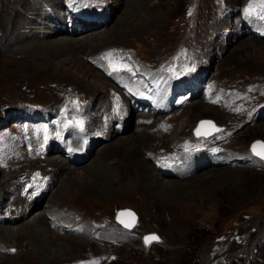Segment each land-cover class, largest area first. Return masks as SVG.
Returning <instances> with one entry per match:
<instances>
[{"label": "rangeland", "instance_id": "obj_1", "mask_svg": "<svg viewBox=\"0 0 264 264\" xmlns=\"http://www.w3.org/2000/svg\"><path fill=\"white\" fill-rule=\"evenodd\" d=\"M55 1L60 5L50 6L51 0H0V126L11 127L9 117L20 114L22 105L26 104L33 111L34 119L27 123L22 120L19 128L24 127L26 132L35 129L38 139L46 137L45 131H56L68 118L73 122L81 121L82 127H79L87 130L104 123L93 114L95 107L103 106L110 85L101 72L100 56L95 63L89 57L108 46L114 59L124 65L131 59L138 66L142 62L152 67L163 65L180 70L194 66L196 73L203 72L210 78L213 90L210 101L198 97L184 99L168 114L152 120L139 119L149 122L146 125L137 126V114L134 117L132 114L127 128L119 132L118 137L132 139L137 151L135 160L128 155L126 147L120 150L116 135L112 134L108 140L96 142L79 164H69L53 154L40 161H17L13 169L2 171L0 191L7 190L15 176L29 175L33 169L51 175L52 187L34 206L37 207L34 215L43 213L44 218L48 210H65L82 221L108 227L116 225L114 217L119 209L130 208L137 215V225L114 237L101 233V239L87 242L84 239L78 242L76 236L66 233L47 235L46 239L55 242L52 248L59 250L52 262H44L33 252L34 248L16 257L20 247L17 240L33 239L35 226L26 230L22 227L19 234H15V242L11 245L8 242L0 251L14 256L11 258L15 262L21 259L28 264H70L87 258H94L93 264H264V162L248 151L253 141L264 142V36H259L264 34V21H256V16H244L243 9L249 0H139L135 7H147L144 16L134 10L131 16L129 14L130 22L112 37L113 27L128 9L127 0H106L105 8L103 0H90L89 5L97 6L98 11L107 15L106 20L95 27L89 24L78 32L72 30L63 34L79 42L91 33L99 35L89 44L73 48L58 45L56 38L61 35L48 32L56 30L54 18L58 17L60 24L66 23L64 16L76 4L74 0ZM84 3L88 8L87 0ZM29 5L40 9L42 5L41 10L49 11L43 16L30 15L36 37H30L31 42L25 45H21L23 38L14 41L19 36L13 35L8 41L7 14L13 20L20 8L29 12ZM240 18L251 19V23L244 25ZM65 23L64 30L72 28L71 20ZM7 26H11L10 22ZM38 40L41 44L36 43ZM36 44L45 46L32 54L30 50L24 53L25 49H36L33 48ZM115 50L121 54L115 55ZM123 96L119 94V98ZM200 104L204 109L197 108ZM87 107L90 114L86 112ZM200 120H209L220 130L208 137L195 138L193 131L200 126ZM209 129L212 128H205ZM140 130L142 140H136L132 133ZM7 132L0 129V144L12 146ZM6 133L7 139L1 140ZM109 141L113 142V151L103 147ZM176 146L207 156L218 150L225 157L215 164L206 158L205 165L198 171L178 178L159 175L144 158L148 151L171 152ZM112 152L116 157L113 155L107 160L106 156ZM102 155H106L103 167L108 164L114 168V175L123 173L128 177L123 178V182L134 178L121 196L115 197L114 190L105 194L89 193L82 184L87 179L83 170L93 161L97 164ZM53 157L61 158L66 167H75L74 175L79 174L81 181L70 179L64 170L58 171L49 161ZM136 159L144 160L142 165L151 174L172 180L173 186L161 194L146 191L139 184ZM113 180L109 178L107 186H120L121 181ZM3 195L2 200H5L6 194ZM29 214L0 223V226H22L33 215ZM149 231L155 232L161 243L143 246L140 237ZM10 246L14 252H8ZM1 259L0 264H4Z\"/></svg>", "mask_w": 264, "mask_h": 264}, {"label": "bare ground", "instance_id": "obj_2", "mask_svg": "<svg viewBox=\"0 0 264 264\" xmlns=\"http://www.w3.org/2000/svg\"><path fill=\"white\" fill-rule=\"evenodd\" d=\"M43 1L46 2V0H43ZM138 1L139 0H127L128 4L126 6H127L128 9L125 10L124 13H122L121 16L119 17L120 18L119 21L116 23V25L112 29L113 33H112L111 37L117 35L119 33V30L122 27H124L125 25H127L128 22H130V20H128V18L132 15V13H133L134 10L140 11V13H142L140 15L141 16H144L145 11H147V7H141L140 5L135 7V4L139 3ZM59 3L57 1H55V0L54 1L51 0V2L49 4L52 7H56V5H60ZM52 7H50V10H52ZM13 8H14V6H13ZM29 8H30L29 12H27L26 10H22L20 8L18 10L17 17H13V20L10 18L11 15H9V14L6 13L8 15V17L6 18L7 25H8L9 22H10V25H11L10 27L6 25V27H7V29H6V31H7L6 32L7 33L6 34V39L9 38L8 41L12 40L13 35L14 36H19L18 37V40H15L14 39V41L15 42H18V41L22 40V38H23V40L21 41L22 42L21 45H25V44H28L29 42H31L29 40L30 37H32V38H35L36 37L37 34L35 33V31H34V29L32 27L33 21L30 19V15L43 16V13L46 12V9L44 8L43 10H41L42 9V5H41V9H40V7L34 6V5H29ZM9 13H10V11H9ZM129 14H130V16H129ZM16 18H18V19H16ZM52 18H49V19H52ZM26 19H29V20H26ZM24 20L27 21V22H25ZM92 25L94 27L96 26V24H94V23H92ZM55 29L56 30L55 31H52L50 35L55 34V33L59 34L57 36H60L61 35L60 37L56 38V40H58V41H56V43L58 45H60V46L67 47V48L78 47V46H80L79 44H81V45L89 44L90 41H92L94 38H98V36H99V35L97 36V34H95V33H91V36L90 37H88V36L83 37V40L84 41L79 42V41L75 40V38H70V37L62 36L65 32L60 27L56 26ZM25 31H26V36H23V34H25ZM102 31H106V30H102ZM80 39L82 40V38H80ZM38 42H40V41L38 40L36 43H38ZM44 42L46 43V42H49V41H44ZM39 44H41V42ZM39 44H36L33 47V48H36V49H32V48L25 49L26 52H24V53H27V51L30 50L31 51V54H32V52H34V51L36 52L38 50V48L45 46V45L41 46ZM108 47H104L102 49H105V48H108ZM12 49L14 50L15 47L12 48ZM12 49H10V50H12ZM30 51H29V53H30ZM199 102L201 103V101H199ZM197 108L198 109H204V105L200 104V105L197 106ZM137 126H141V124H139ZM143 129H144V127H143ZM139 132H136V134L132 133L133 134V137L136 140H142L141 139L142 137L140 138V135H143V131H141L142 134H139ZM111 134L116 135L114 138H116V141H117V144L116 145L119 146V148H121L120 150H122L123 147H126L125 150L126 151L127 150L129 151V154L128 155L131 158H134V160H135V158L137 156V151H136L135 146L133 147V145H132V139L118 137V133L115 132V131L112 132ZM68 143H70V142H68ZM87 143L88 144H91L92 143V139H88L87 140ZM112 143H113L112 141L110 143H108L107 145L104 143L106 146L103 144V147L105 149L107 148L106 151H113L115 149V147H113ZM59 145H61V142H59ZM35 146H36L35 145V142H33V141L32 142H27L25 144V147L26 148H35ZM106 151L104 152V154H106ZM113 155H114V153L112 155L110 154L109 156L102 155L103 157L100 158V160L97 162V164H95V163L93 164V162H94L93 161L92 162L93 165L90 164V166L88 167V169L86 168V169L83 170L84 171V174H85V177L87 179L82 184H85L87 186V190H86L87 192H89V193H94L95 192V193H99V194H101V193H104L105 194V193H108L109 190H114L115 191L114 192L115 197L116 196H121L122 193H123L122 191H124L129 186V183L131 182V180L134 179V178H132L131 180L130 179L129 180L127 179L128 180L127 182H123V181H125V179H123V178H128L126 175L123 176V173L122 174H119V176L114 175V168H112L110 165L108 166V164L105 165L106 167H103L101 165L102 162L105 163L104 162L105 159L103 160L104 156H106L107 157V160H108V159L112 158ZM114 156L116 157V155H114ZM56 158L53 157V158L49 159V161H51L52 163L55 164V166L57 167V170L58 171L64 170L65 173L71 177L70 179H77V180H79L78 179L79 178V174L74 175L75 173H77V170H76L75 167H69L68 165H67L68 167H66V166H64V164H62L63 163L62 162L63 160L61 158L60 159L62 161L60 159H58V158L56 159ZM223 163H225V162H223ZM136 164H137V169L139 170V172H138L139 184H141L142 188H144L146 191H150V192L151 191H154V192L156 191V193H158V194L160 193L161 194V193H163V190L164 191L165 190L168 191V188H170V187L173 186L174 183L171 182L172 180H169V179L168 180L167 179L164 180L163 178L158 177V176H155V174L153 175L149 171H147L146 167H143V165H142V164H145L144 160H142V161L137 160V163ZM115 169H116V167H115ZM201 171H203V170H201ZM0 173H1V171H0ZM111 175H113V177H116L114 179L116 183H118L119 181H121L123 183L120 182V186L114 187V188H112L110 186H107V180L109 178H111L113 180V177ZM79 181H81V180H79ZM26 207L27 206L22 207V209L20 210V212L17 213V216H18L19 219L24 217V215H25L24 214L25 213L24 210H25ZM50 209H52V208H50ZM32 212H33L32 210H30V211L27 212V213H30L29 215H31V214H33V215L30 218H28L27 220H25L24 223H22V226H12L13 224L0 226V248L1 247L2 248L3 247H6L9 244L11 245V242H15V234L18 235L19 232L23 229L22 227H24V229L26 230V228L35 226L36 228L34 229V232L32 234L34 241H32L33 239H30V238H22L20 240H17V242H19L20 247H19V253L16 254V257H17V255L20 256V254L28 253V251H30V250L33 251L32 249L34 248V251L33 252L37 256H40L44 262H46V260H47V262L48 261L52 262V261H54V259H56V256L59 253L58 252L59 250H56L57 251L56 252L52 248L53 245H55V242H52L50 240V238L49 239H46V236L47 235H48V237H50V235L51 236H54V235H52V233H56L57 235H59L58 234L59 232H57V230H55V232H54L53 230H50L48 228V224L45 223L46 217L44 216V218H43V213H41L39 211L41 214L34 215V212L33 213ZM39 212H37V213H39ZM10 221H13V220H10ZM60 234H62V233H60ZM62 235H65V234H62ZM70 235H72V234H70ZM75 236H76V239H77L78 242H80V240L82 241L83 239L86 242L89 241V239H87L85 236H82V235H75ZM8 242H9V244H8ZM10 247H13V246H10ZM0 255H2V259L1 258L0 259L2 260V262H4V264H7L10 261H12V264H28L27 261L21 260V259L18 260V261L16 260L17 262H15V259L12 260V258H11V257H14V256H11V255H9L7 253H2L1 251H0Z\"/></svg>", "mask_w": 264, "mask_h": 264}, {"label": "snow or ice", "instance_id": "obj_3", "mask_svg": "<svg viewBox=\"0 0 264 264\" xmlns=\"http://www.w3.org/2000/svg\"><path fill=\"white\" fill-rule=\"evenodd\" d=\"M243 13L246 18H251L253 16H256L258 19L264 21V0H249L248 4L243 9ZM107 55L110 57L111 53H108ZM110 65H111V61H110ZM112 67H113V71L120 70V67H117L115 65H112ZM194 70H195L194 66L187 69V71H194ZM76 125L82 127V122L76 121ZM204 125H208L211 128H215V126L212 124L211 121H202L201 126H204ZM215 130L219 131L220 129H215ZM196 133L197 135H205V136L210 134V132L202 133L201 128H197ZM45 139H47V137H45ZM251 151L254 155L264 160V142H260V141L255 142L251 147ZM128 215H132L134 217V214L132 213H128ZM121 222L124 223L123 221ZM124 226L127 228H131L134 226V223H125ZM158 240H159V237L153 234V235L146 236L144 238V243L145 245H149L153 241H158Z\"/></svg>", "mask_w": 264, "mask_h": 264}, {"label": "water", "instance_id": "obj_4", "mask_svg": "<svg viewBox=\"0 0 264 264\" xmlns=\"http://www.w3.org/2000/svg\"><path fill=\"white\" fill-rule=\"evenodd\" d=\"M215 129H216V128H215ZM258 141H259V140H258ZM255 142H257V141H256V140L253 141V143H255ZM260 142H261V141H260ZM252 145H253V144H252ZM251 147H252V146H251ZM250 150H251V148H250ZM251 152H252V151H251ZM126 221H128L127 223H133V222H134V218H131V219H129V220L127 219ZM132 221H133V222H132ZM145 237H146V236H145ZM145 237H144V238H145ZM144 238H143V240H144ZM9 250H10V251H13L14 248L10 247Z\"/></svg>", "mask_w": 264, "mask_h": 264}]
</instances>
